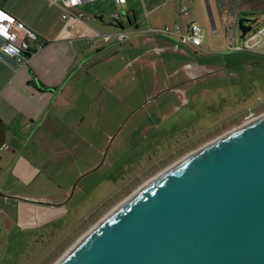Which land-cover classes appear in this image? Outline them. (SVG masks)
Instances as JSON below:
<instances>
[{
    "label": "rangeland",
    "instance_id": "obj_1",
    "mask_svg": "<svg viewBox=\"0 0 264 264\" xmlns=\"http://www.w3.org/2000/svg\"><path fill=\"white\" fill-rule=\"evenodd\" d=\"M233 11L223 25L214 0H202L200 48L166 36L180 50L133 67L126 53L108 54L100 81L90 68L85 114L77 108L67 134L28 153L24 174L13 165L0 178V264H53L154 173L264 114V0Z\"/></svg>",
    "mask_w": 264,
    "mask_h": 264
},
{
    "label": "water",
    "instance_id": "obj_2",
    "mask_svg": "<svg viewBox=\"0 0 264 264\" xmlns=\"http://www.w3.org/2000/svg\"><path fill=\"white\" fill-rule=\"evenodd\" d=\"M53 264H264V114L154 173Z\"/></svg>",
    "mask_w": 264,
    "mask_h": 264
},
{
    "label": "crops",
    "instance_id": "obj_3",
    "mask_svg": "<svg viewBox=\"0 0 264 264\" xmlns=\"http://www.w3.org/2000/svg\"><path fill=\"white\" fill-rule=\"evenodd\" d=\"M187 1L126 0L117 4L115 0H98L80 6L82 19L65 20L61 0H0V8L36 35L30 40L34 52L24 62L0 50V178L13 175V165L17 175L24 174L28 153L34 154L32 150L67 134L74 126L77 108L85 114L93 84L90 68L100 81L102 69L98 68L115 57L111 54L126 53L127 65L133 67L150 52L180 50L161 38L165 35L147 30L166 24H180L184 29L198 24L202 0ZM236 1L214 0L223 25L235 20ZM183 6L186 13H182ZM123 29L134 31L124 42L116 37L103 40V34L116 35ZM150 63L155 64L153 60ZM34 77L42 87L34 83Z\"/></svg>",
    "mask_w": 264,
    "mask_h": 264
},
{
    "label": "built area",
    "instance_id": "obj_4",
    "mask_svg": "<svg viewBox=\"0 0 264 264\" xmlns=\"http://www.w3.org/2000/svg\"><path fill=\"white\" fill-rule=\"evenodd\" d=\"M95 1L98 0H75V2H73V0H61L64 7L63 19H82L84 14L82 11H79L80 6ZM115 2L117 4H124L126 0H115ZM187 10L186 6L182 7V13H186ZM0 15L3 16V19H0V50L4 54L16 58L19 62L26 61L34 52L30 49V40L35 39L36 35L22 21L2 8H0ZM116 18H118V15H116ZM147 31L174 38L182 45L196 48L202 46L203 31L196 23L189 24L186 29L180 24H175L173 26L166 24L160 28L149 27ZM133 32L134 31L123 29L116 35L103 34V40L108 42L113 37H116L119 42H124ZM258 34L260 36L264 35V27L258 31ZM247 43L248 47H253V44L250 45L249 41H247Z\"/></svg>",
    "mask_w": 264,
    "mask_h": 264
},
{
    "label": "trees",
    "instance_id": "obj_5",
    "mask_svg": "<svg viewBox=\"0 0 264 264\" xmlns=\"http://www.w3.org/2000/svg\"><path fill=\"white\" fill-rule=\"evenodd\" d=\"M243 21L244 20H241V22H240V27H241V31H242V35H243V37H249V36H251L252 34H251V32H252V27L251 26H247V25H245L244 23H243ZM34 83H36L38 86H40V87H42L40 84H39V82H38V80H37V78L36 77H34Z\"/></svg>",
    "mask_w": 264,
    "mask_h": 264
},
{
    "label": "snow or ice",
    "instance_id": "obj_6",
    "mask_svg": "<svg viewBox=\"0 0 264 264\" xmlns=\"http://www.w3.org/2000/svg\"><path fill=\"white\" fill-rule=\"evenodd\" d=\"M73 2H75V0H73ZM0 19H3V16L2 15H0Z\"/></svg>",
    "mask_w": 264,
    "mask_h": 264
}]
</instances>
